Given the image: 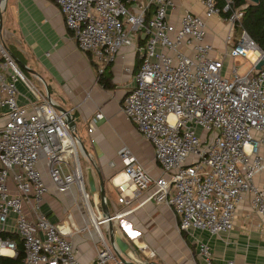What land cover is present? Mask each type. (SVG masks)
<instances>
[{"label": "built area", "instance_id": "1", "mask_svg": "<svg viewBox=\"0 0 264 264\" xmlns=\"http://www.w3.org/2000/svg\"><path fill=\"white\" fill-rule=\"evenodd\" d=\"M53 1L80 50L108 64L123 48H133L140 61L121 110L151 143L161 175H151L129 150L121 149L125 181L117 186L118 202L128 205L146 192L145 200L172 210L178 230L219 235L234 227L238 206L248 194L245 224L264 230V64L255 68L264 59V48L243 28L233 43L242 7L222 16L221 11L231 10L232 0H224L223 7L215 0H198L203 15L185 10L175 24L168 18L175 0H149L135 12L123 0ZM212 17L227 21L223 50L207 40ZM134 32L142 44L134 41ZM227 57L233 65L226 74ZM238 57L249 63L242 73ZM18 82L34 97L29 106L18 103ZM56 105L27 79L0 38V108L6 109L0 126V256L18 254L17 241L5 235L13 216L23 251L17 264H87L69 238V223L51 222L40 209L50 190L73 188L90 209L79 158L85 152L75 126ZM101 116L91 119L88 132ZM112 218H91L84 228L99 231ZM197 251L211 261L208 242L197 239ZM115 258L104 246L88 264H108L109 259L122 264Z\"/></svg>", "mask_w": 264, "mask_h": 264}, {"label": "crops", "instance_id": "2", "mask_svg": "<svg viewBox=\"0 0 264 264\" xmlns=\"http://www.w3.org/2000/svg\"><path fill=\"white\" fill-rule=\"evenodd\" d=\"M124 2L132 12L150 4L149 0ZM149 6L147 16L152 10V4ZM185 10L199 15H203L204 11L198 0H175L174 9H168L169 20L178 24ZM207 23V40L216 48H222V38L227 30L225 24L217 17L208 19ZM132 35L137 44H142L137 33ZM0 38L14 61L16 58L22 64L20 68L26 72L27 79L31 81L32 76L39 80L43 84V91L49 88L50 97L57 105L74 114L75 128L85 147V154H82L83 177L90 209H86L75 188L70 192L50 190L43 198L40 209L51 222L69 223V238L80 261L92 263L98 251L106 246L116 258L119 254L129 262L149 264L146 257L140 254L144 253L141 249L147 246L141 245L143 238L137 239L143 232L147 235L149 247L154 249L155 246L160 251L161 261H151L156 264H225L228 260H233L234 264H264V230L255 227L253 222L246 225L243 219L249 209L248 194L238 206L234 227L219 235L178 230L175 215L164 204L153 199L145 200L146 192L137 195L128 205L118 202L117 186L125 180L122 163L116 161L113 164L117 151L121 150V146L115 142V134L130 133L140 137L135 125L121 110L124 97L134 85V75L140 64L133 48H123L108 64L94 59L78 48L53 0H0ZM100 69L109 77V88L98 82ZM17 89L18 103L29 106L34 101L31 92L22 82L17 83ZM5 112V108H0V126ZM96 113L102 116L88 132ZM146 143L151 149V161L141 159L140 162L151 175L159 176L161 170L154 160L152 146L150 142ZM88 169H91L97 183L100 173L104 184L105 208L99 201V192L96 195L88 187ZM143 206L144 210L150 212L139 210ZM107 214L113 218L100 224L99 231L85 230L84 225L91 218L99 219ZM13 223L14 218L10 216L5 235L14 234ZM135 224L139 226L138 229L134 227ZM197 239L209 243L213 255L210 262L198 254ZM107 263L117 264L113 259Z\"/></svg>", "mask_w": 264, "mask_h": 264}, {"label": "rangeland", "instance_id": "3", "mask_svg": "<svg viewBox=\"0 0 264 264\" xmlns=\"http://www.w3.org/2000/svg\"><path fill=\"white\" fill-rule=\"evenodd\" d=\"M220 20L226 25V22L227 21H225L224 18L223 19L221 18ZM238 34H239V30L237 29V27H235L234 28V34H233V40H232L233 43L235 41V37ZM230 44H231V42L227 46H230ZM225 48H226V46L223 43L222 48L221 47L220 48H217V50L219 51L220 49H225ZM228 49H230V48H228ZM235 60L238 61V62H240V66L238 68L239 73H242V72L246 71L249 68V63L244 58L238 57ZM232 65H233L232 59L229 58V57H227L225 59V61H224L223 73H226L227 74L228 72H230V70L232 68ZM30 79H31V82L34 84V86L38 90H40L41 92H43V90H44L43 84L39 80H37L36 78L35 79H34V77L32 78V76H30ZM121 134H123V135L115 134V142H116L117 145L121 146L120 149L125 148L126 150H129V152L131 154H133L139 161L141 159H143L145 162H150L151 161L150 160V157H151V152L150 151H151V149L147 145V143H146L147 141L141 135H139L140 137L137 138V137L131 135L130 133H127V134L121 133ZM118 155H119V152L117 151V154H116L117 159L114 160V162H113L114 165H115V162L116 161L118 163H121ZM79 158H80V164H81V167H82V170H83V176L85 177L84 158H83L81 152H79ZM89 199H90V201L92 200L91 198H89ZM144 209H145V207L143 206L139 210H143L145 213H149L150 212V210H144ZM168 211H170L171 214L174 215L173 212H172V210L170 208H169ZM134 227L136 229H138L139 226L135 224ZM193 233H196V232H193ZM146 237H147V235L144 234L143 232H140V237L139 238L137 237L138 240H140L141 238H143L142 239L143 242H142L141 245H146L147 246V247L141 249V250L144 251V253H140V254H143L146 257L145 260H148L149 262H147V263H149V264L150 263H156V262H151L153 260L154 261H156V260L161 261V259H160L161 258L160 257V251L157 250V248H155V246L154 247L152 246L155 250L154 249H151L149 247V244L146 241ZM169 237L172 238L171 235ZM151 250L154 253L153 255H151ZM141 261H143V260H141Z\"/></svg>", "mask_w": 264, "mask_h": 264}, {"label": "trees", "instance_id": "4", "mask_svg": "<svg viewBox=\"0 0 264 264\" xmlns=\"http://www.w3.org/2000/svg\"><path fill=\"white\" fill-rule=\"evenodd\" d=\"M124 1V0H123ZM217 6L223 7L225 4L224 0H215ZM242 7V16L237 21L235 27L238 30L243 28L246 32L255 40L260 48H264V0H259L258 3L254 4L249 2L248 0H232L229 11H221L222 16H226L232 12V10ZM240 24V27L238 26ZM88 54V53H87ZM26 75V72L22 70ZM27 76V75H26ZM109 77L105 74V72H99L98 74V82L101 83L104 87H110L108 81ZM18 244V254L15 258L1 257L0 256V264H16L18 263L22 256V245L20 243V239L16 234L11 235Z\"/></svg>", "mask_w": 264, "mask_h": 264}, {"label": "water", "instance_id": "5", "mask_svg": "<svg viewBox=\"0 0 264 264\" xmlns=\"http://www.w3.org/2000/svg\"><path fill=\"white\" fill-rule=\"evenodd\" d=\"M251 3H258L259 0H248ZM10 53V52H8ZM16 63L18 64V66L22 67V64L15 58ZM264 64V59H261L255 66L256 69H259L261 67V65ZM46 92L47 95L50 97L49 94V88L46 87ZM56 109L59 112H63L66 114V117L68 119V122L70 123V125L75 126V122H74V114L72 112H70L69 110H67L66 108L60 107L59 105H56ZM79 143L83 149V151L85 152V147L83 145V143L81 142V139H79ZM99 174V182L97 183L95 180V176L93 175L91 169L87 170V177H86V181L88 184L89 189L94 192L96 195L99 192V201L102 205L103 208H105V191H104V184L103 181L100 177V173ZM107 212V211H106ZM105 212V213H106ZM107 216L109 217V214H107ZM114 239V238H112ZM123 246V244H122ZM117 259L120 260L121 263L123 264H136L135 262H129L128 260L124 259L121 255L117 254ZM17 264V263H16ZM156 264V263H155Z\"/></svg>", "mask_w": 264, "mask_h": 264}, {"label": "bare ground", "instance_id": "6", "mask_svg": "<svg viewBox=\"0 0 264 264\" xmlns=\"http://www.w3.org/2000/svg\"><path fill=\"white\" fill-rule=\"evenodd\" d=\"M124 175V174H123ZM125 177V176H124Z\"/></svg>", "mask_w": 264, "mask_h": 264}]
</instances>
